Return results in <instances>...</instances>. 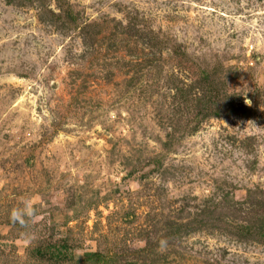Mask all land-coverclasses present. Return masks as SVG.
Segmentation results:
<instances>
[{
    "label": "rangeland",
    "instance_id": "obj_1",
    "mask_svg": "<svg viewBox=\"0 0 264 264\" xmlns=\"http://www.w3.org/2000/svg\"><path fill=\"white\" fill-rule=\"evenodd\" d=\"M261 217L264 0H0V264H264Z\"/></svg>",
    "mask_w": 264,
    "mask_h": 264
},
{
    "label": "trees",
    "instance_id": "obj_2",
    "mask_svg": "<svg viewBox=\"0 0 264 264\" xmlns=\"http://www.w3.org/2000/svg\"><path fill=\"white\" fill-rule=\"evenodd\" d=\"M59 7L61 9L60 14H53L58 19V21H61V23L65 22L68 25L75 23L76 17L74 16L72 7H70L69 5L63 6L61 4H59ZM206 75L209 76L208 73H206ZM209 92H215V90H209ZM218 96V94H212L211 97L207 99V102L214 103L215 105V99H217ZM183 98L188 99L190 97L183 96ZM228 99L230 100L229 97ZM198 100H200L201 103L203 101V98H201L200 96ZM216 109L218 111H215L211 115H220L219 107ZM257 223L259 226H257L256 233L264 241V217L258 218ZM253 226L254 225L250 222L246 226H237L236 229H238L240 234L245 235L254 229ZM32 253L36 257V260L43 261L47 264H110V262L112 261L100 252H88L85 253L84 259H78L76 250L73 246H71L70 240L64 237L52 242H44L43 244H40V246H37Z\"/></svg>",
    "mask_w": 264,
    "mask_h": 264
},
{
    "label": "clouds",
    "instance_id": "obj_3",
    "mask_svg": "<svg viewBox=\"0 0 264 264\" xmlns=\"http://www.w3.org/2000/svg\"><path fill=\"white\" fill-rule=\"evenodd\" d=\"M24 207L26 208L27 207V203L25 202V205ZM25 215V212H24V209L23 208H20V209H15L12 211L11 213V216H10V219L13 221V222H20V223H23V219L22 217Z\"/></svg>",
    "mask_w": 264,
    "mask_h": 264
}]
</instances>
